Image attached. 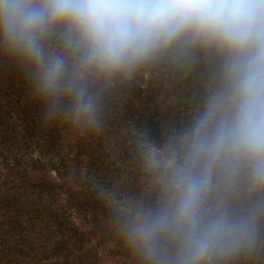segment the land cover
Wrapping results in <instances>:
<instances>
[{
	"label": "clouds",
	"instance_id": "clouds-1",
	"mask_svg": "<svg viewBox=\"0 0 264 264\" xmlns=\"http://www.w3.org/2000/svg\"><path fill=\"white\" fill-rule=\"evenodd\" d=\"M0 57L41 124L83 130L115 82L164 57L204 60L201 107L150 155L156 200L114 227L138 264H235L264 248V0H0Z\"/></svg>",
	"mask_w": 264,
	"mask_h": 264
},
{
	"label": "rangeland",
	"instance_id": "rangeland-1",
	"mask_svg": "<svg viewBox=\"0 0 264 264\" xmlns=\"http://www.w3.org/2000/svg\"><path fill=\"white\" fill-rule=\"evenodd\" d=\"M193 69L194 61L164 57L143 66L134 77L142 89L153 87L161 98L175 89L176 105L180 102L177 113L182 118L191 114L185 102L193 101L184 98L196 79ZM145 93L133 87L123 90L115 82L104 95L101 123L91 130L63 120L41 124L38 114L42 105L34 100L27 101L26 115L18 104L11 108V114L0 108V264H52L55 258L44 256L43 247L50 248L71 225L78 232L92 228L91 211L70 205L66 188L89 186L110 210L127 213L137 203H144L143 194L156 188L160 180L161 170L156 168L160 166L152 165L150 155L161 158L165 151L149 142L143 129L135 127L132 112H140ZM203 97L193 102L195 109L201 107ZM98 152L101 155L97 156ZM91 156H96L95 161H89ZM52 211L60 214L62 230L56 226ZM97 239L93 237L83 250L92 249L97 264L117 260L115 253L108 255L109 245ZM253 255L259 256L255 263L264 264V248Z\"/></svg>",
	"mask_w": 264,
	"mask_h": 264
},
{
	"label": "trees",
	"instance_id": "trees-1",
	"mask_svg": "<svg viewBox=\"0 0 264 264\" xmlns=\"http://www.w3.org/2000/svg\"><path fill=\"white\" fill-rule=\"evenodd\" d=\"M194 67L193 71L196 72V79L192 83L189 93L186 92L187 90L185 91L186 96L184 99L195 103L197 102L196 98L203 97V89L208 82L209 68L204 60L194 61ZM123 82H117V84L120 83L123 90L131 87L137 89L140 93L146 90V93L141 95V99L144 101L143 103L141 102L140 112H132L135 127L143 129L148 141L154 144L155 147L166 149L170 137L184 129L191 122L197 111L195 109L196 106L193 102H185L186 107L191 110V114L179 118L177 110L180 102L176 105L175 89L168 90L161 98L153 87L142 89L136 77L125 81L124 86ZM27 88L28 85L23 72L14 62L5 57H0V108L9 110L11 114V108L16 109L15 105L18 104L22 114L26 115L28 110L27 101H32ZM77 143L80 144L81 142L78 141ZM99 155H101V152L97 153V156ZM95 159L96 156H91L89 161L92 162ZM93 164L95 163L90 165ZM156 168L161 170L160 167ZM155 186L157 187L143 194L142 201L145 204L156 200L159 194L160 180ZM65 194L66 201L75 209L85 212L91 211L93 226L89 230L78 232L77 227L71 225L70 231L60 236L58 241L51 244L50 248L43 247L44 256L55 258L52 264H97V257L92 252V249L83 250L84 245L91 241L93 237H98V241L109 245L111 253L108 255H114L112 253L117 255V260L113 263L111 262V264H138L137 258L124 244L114 227L117 218L123 216L126 212H122L119 209H107L103 202L100 201L101 198L95 196L89 186H80L78 190L66 188ZM54 213L52 211L51 215L56 221V226L62 230L64 222L60 214ZM53 237L57 236L53 235ZM41 247L42 244H40ZM246 258L248 260H245ZM258 258V255L254 256L253 254L242 256L235 261V264H257L255 261ZM12 264L16 263L12 262Z\"/></svg>",
	"mask_w": 264,
	"mask_h": 264
}]
</instances>
